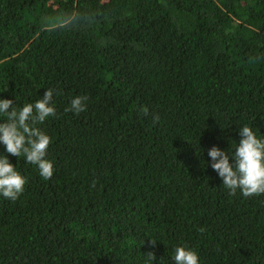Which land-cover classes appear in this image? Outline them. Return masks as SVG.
Wrapping results in <instances>:
<instances>
[{
	"label": "trees",
	"instance_id": "16d2710c",
	"mask_svg": "<svg viewBox=\"0 0 264 264\" xmlns=\"http://www.w3.org/2000/svg\"><path fill=\"white\" fill-rule=\"evenodd\" d=\"M74 10L94 19L52 28ZM46 89L51 179L0 143L27 181L0 195V264H264V194H230L208 155L264 139V0H0V99Z\"/></svg>",
	"mask_w": 264,
	"mask_h": 264
},
{
	"label": "clouds",
	"instance_id": "9594fccd",
	"mask_svg": "<svg viewBox=\"0 0 264 264\" xmlns=\"http://www.w3.org/2000/svg\"><path fill=\"white\" fill-rule=\"evenodd\" d=\"M93 19V13L87 10L60 13L52 28L87 26ZM52 98L53 90L46 89L41 99L34 104L26 103L19 109L13 100L0 99V116L4 117L0 122V143L5 146L6 153L16 158L23 157L27 163L36 165L39 174L46 180L51 179L54 172L53 163L46 158L52 138L37 125L56 115ZM86 100L85 96L74 97L65 111L77 115L86 111ZM140 111L145 116L149 115L146 106H141ZM152 120L154 124L157 123L158 114H153ZM239 134L241 138L231 155L216 146L209 149L211 167L222 178L230 194L235 195L237 189L244 197L264 194V139L258 138L248 125L241 127ZM26 182V178L16 170L8 156L0 155V195L15 201L23 193ZM198 231L203 233L205 229L200 228ZM156 242L149 238L151 246L154 247ZM146 256L150 262L156 258L152 251ZM173 259L175 264H199L197 253L184 246L176 247Z\"/></svg>",
	"mask_w": 264,
	"mask_h": 264
}]
</instances>
